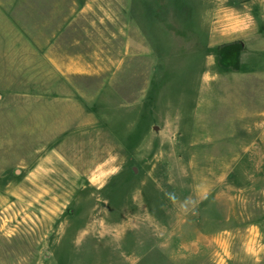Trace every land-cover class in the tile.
<instances>
[{
	"label": "rangeland",
	"instance_id": "374dc122",
	"mask_svg": "<svg viewBox=\"0 0 264 264\" xmlns=\"http://www.w3.org/2000/svg\"><path fill=\"white\" fill-rule=\"evenodd\" d=\"M262 258L264 0H0V264Z\"/></svg>",
	"mask_w": 264,
	"mask_h": 264
},
{
	"label": "crops",
	"instance_id": "0c3cea01",
	"mask_svg": "<svg viewBox=\"0 0 264 264\" xmlns=\"http://www.w3.org/2000/svg\"><path fill=\"white\" fill-rule=\"evenodd\" d=\"M252 1L253 0H249V3L252 2ZM225 4H226V2H225ZM214 5H215L214 7H221L223 5V2L217 1V3H214ZM218 13L219 12H216V10L213 9V15H212V18H211V24H212L213 18H215L216 14H218ZM219 16L220 17H223V15H220V14H219ZM220 21H221L220 23L223 22L222 19ZM200 22H204V19L201 20ZM194 30H195V32H193V34H191V36H192L191 38H194V40H198L200 38V36H201V31L200 30H202V27L199 24L198 26L194 27ZM209 33H210L211 38L217 37V38H219L221 40V41H219V45H218V50L219 51H222L226 47H229V46H224V47L221 46L222 43H223V40H227L228 42H230V41H233L232 40L233 38H235V37L238 36V34L236 32H234L233 29H227L225 31H220V30L215 31L211 27ZM209 60H212V59L209 58ZM170 61L171 62L172 61L174 62L173 59H171ZM188 61H189V64H186ZM185 64L188 65L187 70H189V72L192 71V70H195V69H199L200 70L201 68L205 67V64H206L205 51L203 49L194 50L192 53L189 54V57L187 56V58L185 60ZM196 101L197 100H194L193 103H192L193 108L194 107L196 108V104H198V102H196ZM195 116L193 117V120L197 118V116L196 117ZM193 124H194V121H193ZM153 125H154L153 126L154 128H157L158 127L155 124H153ZM177 131H178V128H176L174 132L177 133L178 135H181V133H179ZM185 161L184 160H178L177 162H179V163H186ZM162 162L163 161L161 160L160 163H162ZM164 164H166V162H163V166H166ZM167 166H169V165H167ZM166 172H167V176H169V173H171V174L172 173L173 174H178L179 173L178 170H173V169L172 170H167ZM186 174H187V172H186ZM167 176H166V178H167ZM155 183H156L155 186H152V185L151 186H148V189H147V193L149 195H153L154 197H155V191H156L155 189H156V187L162 188V190H167L166 188L169 185L172 186V187L179 188L180 189V192L179 193H176V194H184L189 189L188 186H186V185H184L182 183H179L177 181L170 182L169 180H166V181H160V180H157L156 181L155 180ZM152 184H154V182ZM163 184H166V186L163 187ZM124 187H125L124 185L121 186V189H123ZM194 189L195 190H198V188H196V187ZM167 195H169V194H167ZM168 198H169V196H168ZM198 205H199V203H198ZM216 239L219 242V246H221L223 237H218ZM171 240H172V238H171ZM172 245H174L173 246L174 248L172 247ZM165 247H166V250L165 251L167 253L172 254L174 256V258H168L170 261L178 262V261H181V260L184 259V258H182V255H180L182 253V251H183L182 249H184V246L179 247V246H176L175 244H171V242H168V243L166 242V246ZM219 259H220L219 261H221L224 258H219ZM263 259L264 258H262V260Z\"/></svg>",
	"mask_w": 264,
	"mask_h": 264
},
{
	"label": "water",
	"instance_id": "95a60500",
	"mask_svg": "<svg viewBox=\"0 0 264 264\" xmlns=\"http://www.w3.org/2000/svg\"><path fill=\"white\" fill-rule=\"evenodd\" d=\"M15 171H17V170H15Z\"/></svg>",
	"mask_w": 264,
	"mask_h": 264
}]
</instances>
